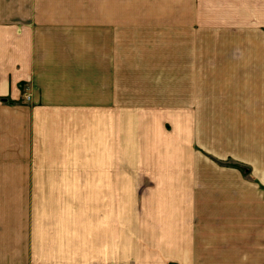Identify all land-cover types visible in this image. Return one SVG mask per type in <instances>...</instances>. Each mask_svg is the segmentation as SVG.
I'll use <instances>...</instances> for the list:
<instances>
[{
  "label": "crops",
  "instance_id": "1",
  "mask_svg": "<svg viewBox=\"0 0 264 264\" xmlns=\"http://www.w3.org/2000/svg\"><path fill=\"white\" fill-rule=\"evenodd\" d=\"M0 264H264V0H0Z\"/></svg>",
  "mask_w": 264,
  "mask_h": 264
},
{
  "label": "rangeland",
  "instance_id": "2",
  "mask_svg": "<svg viewBox=\"0 0 264 264\" xmlns=\"http://www.w3.org/2000/svg\"><path fill=\"white\" fill-rule=\"evenodd\" d=\"M244 173H245V176L248 174L247 171H244Z\"/></svg>",
  "mask_w": 264,
  "mask_h": 264
},
{
  "label": "built area",
  "instance_id": "3",
  "mask_svg": "<svg viewBox=\"0 0 264 264\" xmlns=\"http://www.w3.org/2000/svg\"><path fill=\"white\" fill-rule=\"evenodd\" d=\"M26 99H28V96H26Z\"/></svg>",
  "mask_w": 264,
  "mask_h": 264
}]
</instances>
